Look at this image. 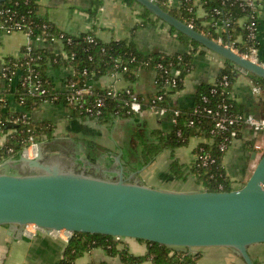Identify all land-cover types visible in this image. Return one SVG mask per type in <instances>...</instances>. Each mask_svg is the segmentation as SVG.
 Masks as SVG:
<instances>
[{"label": "crops", "instance_id": "crops-1", "mask_svg": "<svg viewBox=\"0 0 264 264\" xmlns=\"http://www.w3.org/2000/svg\"><path fill=\"white\" fill-rule=\"evenodd\" d=\"M38 11L46 15L62 30L78 34L94 31L104 41L112 39L131 38L136 46L147 53L163 51L166 53L184 52L190 50L192 43L180 38L171 25L152 13L146 23L136 27L140 22V12L144 6L137 0H102L96 18L89 9L93 0H38ZM169 5L177 6L180 0H167ZM260 11V47L259 54L264 59V0H259ZM197 15L204 17L201 6ZM32 43L43 46L54 52L63 50L61 39L46 41L31 38L26 32L14 30L0 32V73L1 66L7 56H19L23 46ZM225 57L217 52L199 45L193 59V67L184 77L183 85L170 93L169 101L174 107H190L196 98L198 87L204 83L216 81ZM236 77L233 84L235 102L240 109L255 115H264V85L258 82L254 73L243 70L235 64ZM72 68L67 66L48 67V74L53 79L57 89L65 90L66 81ZM154 68H140L136 78L130 80L122 72L106 74L91 80L95 86L124 88L127 86L142 95H152L157 91L154 78ZM18 76L13 79L16 85ZM261 89L256 91L255 86ZM13 104L14 97H9ZM20 108L19 105H16ZM34 121H47L51 124V136H44L41 146L46 154L59 155L60 158L77 168L103 176L115 174L98 170L88 165L92 161L103 168H119L116 157H120L124 172L131 174L130 180H138L148 185L173 188L165 183L183 182L187 185L180 190L202 189L195 174L190 173L185 178H175L170 172V163L177 158L184 165H191L197 159L196 146L208 138L203 135L193 136L190 141L176 147L163 149L155 159L144 167L139 166L142 146L153 141V130L163 133L170 132L174 123L169 114H161L150 108L139 112L115 117L110 122H100L96 119L74 114L72 109L63 102L43 101L31 111ZM263 131H255L249 126L241 129L240 135L229 146L224 154L226 171L232 180L233 188L242 186L252 174L262 152L264 144L260 141ZM143 138V140H142ZM15 159L9 158L5 160ZM86 160V161H85ZM4 161V162H5ZM85 163V164H83ZM87 164V165H86ZM4 169L19 173L24 168L18 161H8ZM158 181L154 182V179ZM68 244V238L51 234H39L35 237L26 236L20 229L9 224L0 225V264H59ZM119 247H127L136 255H145L148 245L136 237H123ZM202 252L200 264H246L241 254L229 246L198 247ZM256 264H264V242L249 246ZM153 264L149 258L143 261L128 263L119 254H110L106 248L95 246L85 251L75 261V264Z\"/></svg>", "mask_w": 264, "mask_h": 264}, {"label": "trees", "instance_id": "trees-1", "mask_svg": "<svg viewBox=\"0 0 264 264\" xmlns=\"http://www.w3.org/2000/svg\"><path fill=\"white\" fill-rule=\"evenodd\" d=\"M154 1L176 17L184 21L192 20L197 30L210 37L218 36V32L210 20L213 18L219 21L227 19L229 24L222 31V35L226 40H235L236 47L240 52L246 51L252 44L260 46V38L250 39L248 37L249 29L246 23L241 21V18L250 15L256 17L260 24V7L258 5L250 6L243 0H204L206 15L198 17L196 12L190 9L193 0H182L177 6L169 5L167 0ZM101 3L102 0H93L89 12L94 18H96ZM38 8V0H5L0 2V9L2 10L0 20L5 21L10 18V22L5 21L7 23L19 21L23 29L30 31L32 36H39L46 41L61 39L67 56L62 52H54L46 47L32 44L31 48H28L27 45L23 46L22 53L19 56L12 55L4 59L2 65L6 68V74H3V71L0 73V163L9 158L18 159L21 156L22 148L29 144L31 136H34L40 142L44 136H51L52 126L49 122H37L31 118V111L43 101L63 102L72 109L74 114L86 116L80 112L78 107L66 99L67 94L70 92L67 87L65 90L56 88L53 79L48 74L50 65L72 68L73 73L68 76L67 81H74L78 86L117 71L124 73L126 78L134 80L140 68H154L157 72L155 76L157 91L149 96L140 94V97L144 98L146 102H150L156 93L164 92V102L168 101L170 103V93L183 85L186 73L193 67L195 52L198 50L199 45H202L171 25L178 36L192 43L193 47L184 52L153 51L147 53L140 50L131 38L104 41L94 31L78 34L66 32L46 15L40 14ZM216 8L220 12H216ZM152 13L150 9L144 6L140 12L141 20L136 27L146 23ZM157 18L160 19L159 16ZM1 31L3 29L0 27ZM126 65L128 68L124 69ZM174 67L180 68L181 74L178 76L176 83L169 86L165 82V78L172 76V68ZM234 67L235 63L225 58V64L221 68L216 81L204 83L198 87L194 103L190 107L181 108L182 112L177 123L174 124V128L167 133L160 130L152 131L154 140L146 142L142 146L141 166L152 162L163 149L170 148L174 150L178 146L187 144L193 136L203 135L208 140L200 142L196 146L195 151L198 156L196 161L186 166L177 158L173 159L169 166L171 174L175 178H185L188 174L193 173L204 188L213 191L233 189L232 180L223 161L224 154L232 140L231 130L213 131L211 117L200 114L195 115L193 110L197 106H215L218 102L223 101L228 93L233 92L236 77ZM224 75L228 76V84L220 82ZM16 76H18V81L16 85H13V79ZM255 76L258 82L264 85V77ZM25 80L26 83L24 84L23 81ZM30 81L32 84H40V86L45 87V93L33 94L30 91ZM213 87L216 88L215 91L212 90ZM11 94L16 104L10 101ZM204 95L209 96L208 102L204 101ZM99 96L103 97L105 104L101 107V112L92 117L93 119L100 122H110L117 116L132 114L127 112V106H125L124 99L128 97L126 91H120L117 96H114L111 87L94 85L93 93L85 94L83 101L92 104ZM230 101L233 104V112H245L240 109L235 99ZM16 105H19L20 108H17ZM192 119H194L193 123L190 122ZM242 128L237 127L238 136ZM179 129H181L180 134H178ZM222 143H225L228 147L222 148L220 146ZM200 155H207L211 160L204 163L203 159L199 157ZM141 240L147 243L148 251L145 255H136L130 252L127 247H119L118 243L122 239H116L113 235L78 231L68 240L59 264H75L78 257L95 246L106 248L110 254H119L122 260L128 263L149 258L153 264H200L202 252L197 248L191 249L145 239Z\"/></svg>", "mask_w": 264, "mask_h": 264}, {"label": "water", "instance_id": "water-1", "mask_svg": "<svg viewBox=\"0 0 264 264\" xmlns=\"http://www.w3.org/2000/svg\"><path fill=\"white\" fill-rule=\"evenodd\" d=\"M5 0H0V2ZM155 15L233 61L264 77V66L190 26L154 0H137ZM119 168L88 165L115 174L103 176L77 168L42 146L34 157L21 155L19 173L0 163V225L20 229L35 223L47 230L66 229L136 237L170 246H229L246 264H256L249 246L264 242V151L240 187L213 191L179 190L130 180L120 157ZM85 164V163H83ZM87 165V164H86Z\"/></svg>", "mask_w": 264, "mask_h": 264}, {"label": "built area", "instance_id": "built-area-1", "mask_svg": "<svg viewBox=\"0 0 264 264\" xmlns=\"http://www.w3.org/2000/svg\"><path fill=\"white\" fill-rule=\"evenodd\" d=\"M182 0H180L181 3ZM250 6H255L258 5L260 6L259 0H243ZM179 3V4H180ZM178 4V5H179ZM198 6H201L204 11V16L206 15V10L204 7V0H193V4L190 6V9L195 11L197 14V8ZM2 10L0 9V13ZM216 12H220L219 9L216 8ZM198 16V15H197ZM199 17V16H198ZM5 21H11L9 18L8 20ZM5 21L0 20V27L3 29L5 32H12L14 30H21L26 32L31 38L34 39H43L41 37H34L31 35L30 31L24 30L22 24L18 21L15 23H7ZM212 25L215 27V30L218 32L217 37H212L216 41L220 42L221 44L231 47L234 51L238 52L245 58H248L262 66H264V59L260 57L259 54V45L257 44H252L246 51L240 52L239 49L236 47V41L235 40H226L223 35L222 31L227 27L229 24V21L227 19L223 21H219L216 18H213L210 20ZM242 23H246V26L249 29L248 37L250 39H256L257 37L259 38V23L256 17L254 16H245L241 18ZM187 22L190 26L194 27V23L192 20L185 21ZM32 43H28L27 47L31 48ZM65 56H67V52L63 49L61 51ZM127 65L124 66V69H127ZM1 71H3V74H6V68L5 66H1ZM120 72V71H117ZM73 73V69L71 74ZM181 74L180 68L174 67L172 68V76H168L165 78V82L171 86L172 84L176 83L178 76ZM154 82L156 83L157 80L154 78ZM220 82H224L225 84L229 83L228 76L224 75L223 79ZM23 83H26V80L23 81ZM31 84V89L30 91L35 94V93H45L46 88L40 86V84ZM66 87L70 92L67 94V100L74 104L76 107L80 109L81 113H84L87 117H95L101 112V107L105 104V100L103 97L99 96L93 101L92 104H88L85 101H83V97L85 94H90L93 93V87L94 84L90 82H86V84H83L81 86H78L74 81H67ZM256 91H259L261 89L260 85H257L254 87ZM213 91L216 90L215 87L212 88ZM120 91H126L128 94V97H126L125 100V106H127V112L128 113H136L141 111L144 108H150L158 111L161 114H169L172 118V121L174 124L177 123L178 117L181 114V108L179 107H174L172 104H170L168 101L164 102L165 96L164 92H158L155 94V96L150 100V102H146L144 98L140 97V94L137 93L133 88L130 86L124 87V88H118L115 86H111V92L112 95L117 96ZM204 101L208 102L209 101V96L204 95L203 96ZM231 99H234V94L233 92H230L227 94V97L223 100L218 102L215 106L213 105H204L203 107L197 106L194 108L193 113L195 115H204L211 117L213 120L212 126H213V131L217 130H231V136L232 140L230 145L234 142V140L238 137V130L237 127H244V126H249L255 131H263L264 130V115H255L250 112H233L232 111V101ZM45 101H50V100H45ZM26 115V114H25ZM1 122V121H0ZM191 123L194 122V119L190 121ZM181 133V129L178 130V134ZM228 145V146H230ZM222 148H225L227 145L225 143L220 144ZM227 146V147H228ZM41 147L40 140L35 138L34 136L30 137V142L29 144L25 145L22 150H21V155L27 156V157H34L38 154L39 149ZM198 157V156H197ZM200 158L203 159L204 163H208L209 157L207 155L203 156L200 155ZM214 160V159H213ZM264 186V183H263ZM23 233L28 236V237H35L39 234L45 233V234H51L54 236H62L64 238L70 239L71 232L66 229H52V230H47L35 223H27L23 227ZM116 239H122V236H115ZM194 249V248H191Z\"/></svg>", "mask_w": 264, "mask_h": 264}, {"label": "rangeland", "instance_id": "rangeland-1", "mask_svg": "<svg viewBox=\"0 0 264 264\" xmlns=\"http://www.w3.org/2000/svg\"><path fill=\"white\" fill-rule=\"evenodd\" d=\"M142 140H143V138H142ZM260 141L264 144V130H263V132L261 133V138H260ZM40 144H41V142H40ZM148 165V164H147ZM139 166H141V163L139 162ZM141 167H144V166H141ZM157 182L158 181V178L155 180L154 179V182ZM183 182H179V183H176V182H172V183H165L164 185H166V186H172L173 188H171V189H182V188H188V187H185V186H187V185H184V184H182Z\"/></svg>", "mask_w": 264, "mask_h": 264}]
</instances>
